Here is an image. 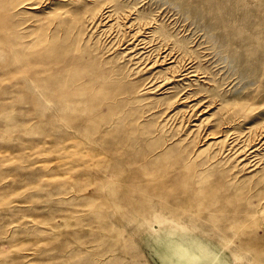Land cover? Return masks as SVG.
Returning a JSON list of instances; mask_svg holds the SVG:
<instances>
[{
    "label": "rangeland",
    "instance_id": "rangeland-1",
    "mask_svg": "<svg viewBox=\"0 0 264 264\" xmlns=\"http://www.w3.org/2000/svg\"><path fill=\"white\" fill-rule=\"evenodd\" d=\"M106 1L0 22V264H264V212L247 216L264 201V160L248 172L216 149L181 168L197 123L264 129V0H114L150 22L144 63L164 48L178 59L153 72L195 73L140 101L130 93L153 72L99 29L75 38L79 11ZM185 92L208 111L188 120Z\"/></svg>",
    "mask_w": 264,
    "mask_h": 264
},
{
    "label": "bare ground",
    "instance_id": "bare-ground-1",
    "mask_svg": "<svg viewBox=\"0 0 264 264\" xmlns=\"http://www.w3.org/2000/svg\"><path fill=\"white\" fill-rule=\"evenodd\" d=\"M94 1L96 2L97 0H94ZM54 2H59L62 4V5L60 4L61 6H58L56 8L53 7L54 8L53 12H56V15H58V17H65L67 15H70L72 13L71 7L73 8V6L75 5V0H37L34 3H31L30 0H0V22L3 23L6 20H10V21L12 20L13 21V20L17 19L19 15H21L25 12H28V11H25L24 9H28L30 12L34 13L38 10H42V8L44 6H46L48 4L51 5ZM114 2H115L114 0L101 2V4L98 5L96 8H94L92 11H87L86 14H85V6L82 8L83 10H80L79 13L81 14V19L79 20V22H77L74 25L76 40L80 41V40L84 39L85 33L87 30L89 32L90 31L92 32V31L97 29V32H98V29H99L100 32L105 33V35H107V37L110 38V40H109L110 45H112L113 48L116 49L118 47H124V49L126 50L125 55L127 57H129L134 62V64L143 65L142 67L140 65L137 67V69H139L140 71H147L148 70L149 72L152 73L154 71V69H156V67H155L156 63H160V62L161 63L166 62V65H168L167 68H164L165 71L166 70L169 71L170 69H172L174 67L173 64L178 59L176 57H174L175 55L172 51H170L171 50L170 48H168V49H170L169 52L165 51V48H164V51L161 52V57L159 59H155L154 61L148 59V62H146V63L143 62L144 59L147 58V57H145V54H146L145 51L148 49L149 46H152L151 41L149 39H147L148 35L146 36L144 34L145 29L147 28L148 24L150 25V22H146V23L141 22V24L136 23L134 20L130 19L129 14L120 13L119 10H117V8L115 7ZM34 22H38V21H34ZM41 22H42V20H41ZM31 26H33V25L31 24V25H27L25 27L28 30L31 28ZM42 26L44 28V25H42ZM25 27H24V29H25ZM55 30H56L55 32L61 33L62 35L64 34L65 35L64 37H67V36L71 37L72 34H74V30L72 29V27L70 29V26L67 27L66 24L65 25H61V24L59 25L58 24L57 29L55 28ZM149 32H151V31H149ZM94 33H96V32H94ZM86 35H88V33H86ZM103 38H105V37H103ZM73 40H74V43H76L74 38H73ZM111 42H112V44H111ZM158 42H159V40H158ZM161 42L162 41L160 40V43ZM155 43H153V44L155 45ZM164 45L166 46L167 44H164ZM160 50H161V48H160ZM160 50L158 49V51H160ZM146 55H148V54H146ZM149 58H150V55H149ZM124 59H127V58H124ZM136 60H138V61H136ZM149 60H150V62H149ZM135 66H134V68H135ZM189 68H191V67L189 66ZM131 69H133V68H131ZM190 71H192V70H190ZM156 72H157V70H156ZM156 72H153V74H152L153 77L149 75L150 77L148 78V83L145 84L144 88L141 85V88L138 87L137 89L133 90L130 93L129 99H131V100L135 99L138 101L140 99V97H142V95H144V93L145 94L146 93H157V92L158 93L160 92L161 94L169 93V91L172 88H174V87L170 86L171 84L174 83V81H179V80H183L187 77L195 76V73L193 75H190L191 72H188L187 69L182 70L178 74L173 73L172 75L164 76V77H162V75L160 76V74L158 75V73H160L161 71L157 72V73ZM181 76H184V78H182ZM179 77H181L182 79H177ZM174 79H176V80H174ZM185 93L179 95L175 101H176V103H180V104L186 103L185 111L188 112V115H187L188 120H191L192 118L197 117L199 115H202L203 113L208 111V107L211 105H208V107L206 108L207 104L205 105V103L207 101L204 100L201 102V100H200L201 98H198L197 94H193V93H189V92L186 94ZM133 94H134V96H133ZM173 103L175 104V102H173ZM171 104H172V102H170L169 105H171ZM167 110H166V112H167ZM174 110H176V109L175 108L171 109L168 112V114H166L167 120L166 119L165 120L167 122L169 121L168 119L170 117L175 118L174 117L175 115L180 114V113L177 114L175 112L171 115V112ZM182 111H180V112L182 113ZM207 118L208 117H206V119ZM236 119H234V120L231 119L229 121L225 120V122H223L219 125L217 124L215 127L210 126L208 124V121H207L208 119L206 121L201 122V124L197 123L195 125L197 127V131L199 132L202 130V132H204L203 139H201L202 141L200 140L202 142V144L199 147H197L196 151L194 150V153L191 152L192 154H188V156L186 157V159L184 161V165L182 164L181 168L186 167V169H194V171H196V169H195L196 161L203 154H205L206 152L211 153L212 150L216 151V149H220L221 151L223 150V151H227L228 153H230V157L232 159H234L235 166L243 168V170H246L248 172L255 171V169L258 166H260L261 165L260 163L263 162V160H264L263 156L259 155L260 150L264 151V129L260 128V130L258 131L259 128H257L256 131L255 130L253 131L252 128H249L248 132H245L244 130H241V129H238L235 127L236 124L240 123V121L238 122ZM171 122L169 121V123H171ZM169 123H168V125H169ZM168 127H170V126H168ZM164 130H165V128H164ZM195 130H196V128H195ZM251 131L255 132V133L252 134ZM215 151H214V155L217 154V152H215ZM218 153H219V150H218ZM213 157L214 156H212V159H213ZM210 162L213 163V161H210ZM210 162L207 161L206 165L212 166V164H210ZM227 164H228V162H227ZM205 171H207V169H205ZM260 212H264V201L261 202L259 209H253L251 211H248L247 216L251 220L255 221V220H257V215H259Z\"/></svg>",
    "mask_w": 264,
    "mask_h": 264
}]
</instances>
